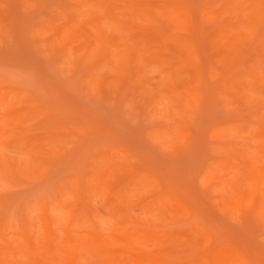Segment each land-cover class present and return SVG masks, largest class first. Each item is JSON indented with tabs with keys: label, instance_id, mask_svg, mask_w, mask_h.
<instances>
[{
	"label": "rangeland",
	"instance_id": "1",
	"mask_svg": "<svg viewBox=\"0 0 264 264\" xmlns=\"http://www.w3.org/2000/svg\"><path fill=\"white\" fill-rule=\"evenodd\" d=\"M0 264H264V0H0Z\"/></svg>",
	"mask_w": 264,
	"mask_h": 264
},
{
	"label": "bare ground",
	"instance_id": "2",
	"mask_svg": "<svg viewBox=\"0 0 264 264\" xmlns=\"http://www.w3.org/2000/svg\"><path fill=\"white\" fill-rule=\"evenodd\" d=\"M43 221H44V223H45V221H46V220H45V218H43ZM45 224L47 225V221H46V223H45Z\"/></svg>",
	"mask_w": 264,
	"mask_h": 264
}]
</instances>
